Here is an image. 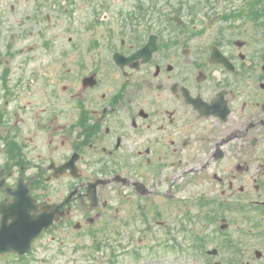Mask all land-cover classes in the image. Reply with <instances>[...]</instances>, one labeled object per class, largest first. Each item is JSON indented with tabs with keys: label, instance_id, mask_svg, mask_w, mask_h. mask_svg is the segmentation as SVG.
I'll list each match as a JSON object with an SVG mask.
<instances>
[{
	"label": "flooded vegetation",
	"instance_id": "flooded-vegetation-1",
	"mask_svg": "<svg viewBox=\"0 0 264 264\" xmlns=\"http://www.w3.org/2000/svg\"><path fill=\"white\" fill-rule=\"evenodd\" d=\"M242 2H186L181 24L123 13L126 25L86 45L41 9L12 24L7 44L1 33L0 264H46V243L76 254L82 236L95 256L109 248L107 264H153L174 234L150 223L176 208L202 224L179 223L202 254L223 251L222 223H242L254 244L236 247L237 264H264V5ZM34 32L40 46L20 44ZM152 34L156 49L133 56ZM21 180L53 219L24 254L12 251Z\"/></svg>",
	"mask_w": 264,
	"mask_h": 264
},
{
	"label": "rangeland",
	"instance_id": "rangeland-1",
	"mask_svg": "<svg viewBox=\"0 0 264 264\" xmlns=\"http://www.w3.org/2000/svg\"><path fill=\"white\" fill-rule=\"evenodd\" d=\"M98 0H0V22L3 23V26L0 27V35L2 33V43L8 42V38L12 36V24L18 27L21 30L19 19H27L28 15H32L33 12H40L39 9L43 11V13H50L52 17H60L62 16V25L59 26L61 31H64L66 34L65 28H68L67 32H71L78 36V28H81L80 32V40L81 45L90 44L92 42V38L94 35H98L100 38L102 36L99 35L101 26H97L94 32L87 31L85 28V24L88 25L89 21H91L93 14H90V11H93V6L97 3ZM140 0H112V4L108 9V14L102 15L99 19V24L103 21V25H110V27L118 29L122 28L126 25V20L122 19L120 14L123 12H137L138 2ZM146 0V6L149 3ZM259 3L258 6L255 7L256 10L261 8L264 5V0H255ZM158 2L166 7V5L171 4V6H167V11H173L172 7L174 4L178 2V0H158ZM60 5L59 8L56 9L54 5ZM160 4L158 6H160ZM12 6L15 7L12 10ZM65 8V12H62ZM60 15H58V14ZM74 16V17H73ZM73 18V19H72ZM12 20H15L12 22ZM72 20L75 22V25L72 26ZM80 21V24H79ZM113 21V22H112ZM97 22V24H98ZM102 25V26H103ZM73 28V30H71ZM83 29V30H82ZM97 30V31H96ZM67 37V35H66ZM31 39H23L20 44L24 45L25 48L30 44H37L38 46L42 43V37H39L36 32H34L31 36ZM7 44V43H6ZM97 50V49H96ZM106 51H103V54ZM92 55V54H91ZM170 211V213H166V216L162 217V212H160L159 220L160 225H157L153 221L151 224L152 229L156 226H160V236L165 235V231L171 230V233L174 234V237L170 240V242L165 243L164 254L165 257L162 258V261L158 260V262L153 261V264H206L208 259L211 258L222 261V264H234L231 262L229 254V249L224 248L221 253L215 258L207 257L205 254H202L199 250L195 249L194 240L191 238V234L187 231H181L179 229V223L186 221V223H192L194 229H200L201 223H193L190 222L187 218V214L181 208H176V210H165ZM164 212V211H163ZM195 213V211H191ZM165 213V212H164ZM116 212H112V216H114ZM111 223H122L124 220L123 213L119 218H114ZM122 220V222L120 221ZM109 218H105L104 222L109 221ZM125 223V222H124ZM204 224V223H203ZM168 225V226H167ZM146 226V225H144ZM143 226V228H144ZM166 226V227H165ZM245 225L242 223L232 224L224 230V232L219 233V237L224 240L226 238H232L235 241L241 242V244H237L242 248H251L254 244V239L251 237V234L247 232L245 229ZM158 230V228H156ZM119 230L122 231V227H119ZM209 231H211L209 229ZM150 233V232H148ZM81 235H84L82 232ZM116 237L120 238L121 233H115ZM176 244V245H175ZM233 248H235V242L232 243ZM91 239L88 237L82 236L80 251L78 253H74L72 251L71 245L68 244V247H63L61 249V256L57 254V248L51 244L45 245L44 249H37L40 256L46 255L47 261L46 264H107V260L109 258V248H103L99 251L96 256L92 253L93 249L91 246ZM175 245V246H174ZM182 248H181V247ZM209 248L216 247L213 244L207 245ZM235 252V251H234ZM233 255V254H232ZM124 261V255L120 258L118 264H122ZM151 262V259H150ZM35 264H43V260L39 258V261Z\"/></svg>",
	"mask_w": 264,
	"mask_h": 264
},
{
	"label": "water",
	"instance_id": "water-1",
	"mask_svg": "<svg viewBox=\"0 0 264 264\" xmlns=\"http://www.w3.org/2000/svg\"><path fill=\"white\" fill-rule=\"evenodd\" d=\"M41 217H36L35 214L28 212L26 218H22L19 214L14 218V228L12 230V242L21 246V252H25L29 248L31 240L38 235L43 228L42 224L45 221H38ZM35 223H41L36 230H34ZM31 231V232H30ZM27 232H29L27 234Z\"/></svg>",
	"mask_w": 264,
	"mask_h": 264
}]
</instances>
